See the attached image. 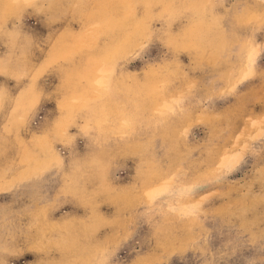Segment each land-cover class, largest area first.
Masks as SVG:
<instances>
[{"label": "rangeland", "instance_id": "obj_1", "mask_svg": "<svg viewBox=\"0 0 264 264\" xmlns=\"http://www.w3.org/2000/svg\"><path fill=\"white\" fill-rule=\"evenodd\" d=\"M0 264H264V0H0Z\"/></svg>", "mask_w": 264, "mask_h": 264}, {"label": "bare ground", "instance_id": "obj_2", "mask_svg": "<svg viewBox=\"0 0 264 264\" xmlns=\"http://www.w3.org/2000/svg\"><path fill=\"white\" fill-rule=\"evenodd\" d=\"M8 3V2H7ZM13 3H14V1H13ZM6 5H8V4H6ZM110 14V13H109ZM107 17V16H106ZM117 17V16H116ZM108 18H110V16L109 17H107V19ZM124 20V19H123ZM116 24V30L114 31V32H120V33H125L126 31V28L125 27H122V25L120 24V23H118V22H112V19H111V22H109V24L107 25V27H108V29L110 28V30L112 29V28H114L113 26ZM100 25V24H99ZM106 26V25H105ZM98 29V28H97ZM99 31H101V30H99ZM93 32H94V34H96V35H99L100 34V32H97V30H93ZM109 32H111V31H109ZM91 46L89 47L91 50H93L94 48V44L92 43V44H90ZM76 103V102H75Z\"/></svg>", "mask_w": 264, "mask_h": 264}]
</instances>
